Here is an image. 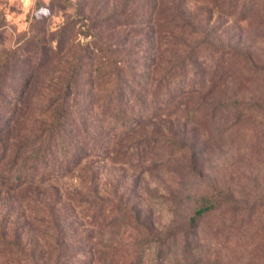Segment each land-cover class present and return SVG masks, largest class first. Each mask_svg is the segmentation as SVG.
<instances>
[{
  "label": "rangeland",
  "instance_id": "374dc122",
  "mask_svg": "<svg viewBox=\"0 0 264 264\" xmlns=\"http://www.w3.org/2000/svg\"><path fill=\"white\" fill-rule=\"evenodd\" d=\"M129 1V7L142 3L99 0V6L103 12H109ZM83 5L87 13L78 15L76 9L80 6L82 10ZM65 6L74 8L65 12ZM200 7L192 2L187 4L190 23L200 31L189 41H206L221 50L207 55L201 50L195 56V65L186 70V77H178L175 91L180 89L179 81H186L184 98L190 105L187 111L177 110L171 121H164L170 130L161 127L159 121L154 123L161 134L170 132L185 147H141L139 150L147 158L138 159L134 167L114 164L102 157L94 159L99 195L111 205L123 204L129 217L107 224L103 231L99 227L93 229L98 256L86 264H264L262 234L246 246L239 243L238 237L225 239L224 233L220 240L210 239L208 231L212 229L221 227L225 233L229 226L236 229L234 223L222 222L219 218H224L219 213L220 217H213L212 222L203 221L197 238L190 237V242L185 243L182 234L189 229L195 209L207 200L231 198L238 203L264 205V15L241 21L217 12L208 15ZM89 8L94 11L93 0H0V72L6 77L0 100V132L7 137L6 142L0 141V147H14L19 136L17 130L11 132L10 116L12 108L14 114V109L20 107V91L30 74L39 68V75L55 68L64 70L80 48L90 44L93 47L95 35L103 25L97 28L92 23L96 11L89 13L88 19ZM71 15L74 20L69 24L67 19ZM64 23V39L59 45L54 40ZM102 30L107 37L108 28L104 26ZM34 38L47 47H40ZM130 40L123 50L130 53L127 58L140 59L141 70L148 68L151 72V59L160 57L155 37L142 33L136 43V38ZM45 50L48 58L41 63ZM13 51L22 57L6 61ZM187 52L173 50L167 55L179 61ZM40 63L43 65L39 66ZM181 97L176 96L175 101L179 102ZM77 183L78 178H73L59 185L67 188ZM48 190L26 193L31 198L49 195ZM28 207L14 193L0 198V214L7 217L13 211V218H20L26 225ZM75 227L77 232L71 231L68 236V250L63 247L68 251L67 258L78 250L76 240L89 233L78 222ZM242 229L264 233V206L258 218ZM24 248L26 254L32 253L35 264H54L58 253L35 242H27ZM105 249L112 258L102 257ZM0 264H5L3 258Z\"/></svg>",
  "mask_w": 264,
  "mask_h": 264
},
{
  "label": "trees",
  "instance_id": "16d2710c",
  "mask_svg": "<svg viewBox=\"0 0 264 264\" xmlns=\"http://www.w3.org/2000/svg\"><path fill=\"white\" fill-rule=\"evenodd\" d=\"M188 2L201 5L208 15L217 12L241 21L264 15V0H142L138 7H129V1L109 12H103L99 0H93L94 11L88 9V19L91 18L89 13L96 11L93 16L96 18L91 21L97 28L102 25V29L108 28L107 37L101 29L95 35L93 47L90 44L80 48L64 70L55 68L39 75V68L30 74L20 91L23 96L20 107L14 109V114L12 108L10 116L11 132L15 129L19 136L14 147H0V198L14 193L29 206L27 229L20 218H13V211L7 217L0 214V258L5 264H35L32 253H25L27 242L57 250L54 264L94 261L98 253L93 229L99 227L103 231L107 224L127 216L123 204L111 205L99 195L94 159L102 157L114 164L134 167L138 159L147 158L139 150L141 147H160V144L185 147L170 136V132L161 134L154 123L159 121L161 127L170 130L164 121L170 120L177 110L187 111L190 105L184 98L186 81H179L180 89L175 91L178 77H186V70L195 65V56L201 50L206 55L221 50L206 41L201 44L189 41V37L200 31L190 23L186 11ZM65 8L67 12L74 7ZM76 10L78 15L87 13L86 5ZM67 20L72 24L74 18L71 15ZM64 26L65 23L54 40L59 45L64 39ZM142 33L155 37L158 46L156 51L160 57L151 59V72L148 68L141 70L140 59H129L130 53L123 51L130 45L131 37L136 38V43ZM34 40L40 47H47L39 39ZM173 50L188 52L179 61H173L167 55ZM18 53L13 51L6 61L11 62L12 57L20 59L22 56ZM40 58L41 63L48 58L46 50ZM41 63L38 65L42 66ZM4 82L6 77L0 72V100H3ZM176 96L183 97L178 102ZM6 139L0 132V141L6 142ZM73 178H78L79 183L67 188L59 185ZM45 188L49 189V195L30 198L26 193ZM263 206L257 202L238 203L231 198L207 200L195 209L189 229L182 233L185 243L190 242V237L197 238L203 221L212 222L219 213L225 219L218 216L222 222L234 223L236 229L229 226L225 233L221 227L209 226L210 239L220 240L224 233L225 239L238 237L241 245H250L254 237L259 234L264 237V233L242 229V226L255 221ZM73 220L89 233L76 240L78 250L67 258L69 233L77 232ZM105 251L102 257L112 258L110 251Z\"/></svg>",
  "mask_w": 264,
  "mask_h": 264
}]
</instances>
